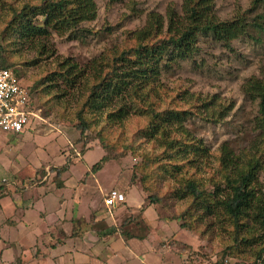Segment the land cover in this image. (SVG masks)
Segmentation results:
<instances>
[{
	"label": "rangeland",
	"instance_id": "rangeland-1",
	"mask_svg": "<svg viewBox=\"0 0 264 264\" xmlns=\"http://www.w3.org/2000/svg\"><path fill=\"white\" fill-rule=\"evenodd\" d=\"M24 1L0 0V50L5 61L13 62L22 83L31 87L32 109L40 117H34L18 134L0 130V181L9 178L2 182L13 183L12 188L16 185L23 191L42 183L53 188L54 182L62 184L66 179L63 173L55 175L54 165L66 163L69 157L67 187L57 190L63 205L78 201L87 213L93 205L103 212L104 197L110 189L124 192L126 200L114 207V217L131 249L116 243L113 252L100 255L101 263L104 258L107 264H250L263 247V233L258 231L255 240L240 241L237 246L235 228L221 210L212 213L201 205L188 210L190 199L181 197L178 173H164L158 169L159 161L153 160L164 147L159 131L155 136L147 131L149 114L145 108L156 101L160 109L187 110L173 117L166 127L174 131L180 124L188 138L200 143L203 149H196L197 158L190 155L193 161L184 169L201 178L209 193L215 189L212 180L224 186L216 157L224 143L237 156L240 167L249 156H263L260 99L248 93L245 84L252 77L264 80V0L256 7L253 0H213L217 17L226 21L243 18L245 31L229 42L216 39L211 32H200L196 51L188 58L173 59L163 53L155 80L160 91L140 104V96L134 95V101L129 93L123 99L110 92L111 97L104 99V90L97 98L102 108L85 109L84 116L92 124L84 133L77 128L78 114L93 89L94 68L107 70L115 51L124 43L131 45L135 31L154 15L163 18L167 29L169 12L173 11L180 22L176 25H183L185 0H93L94 18L63 34L51 29L45 51L35 41L20 37L18 30L6 28L14 16L13 8L21 7ZM255 20L261 22L260 27ZM117 108L129 113L118 123L110 122L108 115ZM106 154L110 159L92 170ZM36 159L43 163L35 166ZM8 161L13 162L11 168ZM164 162H169L168 158L164 157ZM14 167L18 171L11 176ZM144 173L153 174L152 178L145 182ZM257 177L261 186L263 169ZM147 186L155 190L147 191ZM152 192L159 194L161 203L150 201ZM218 193L222 196L225 190ZM138 204L142 207L135 211L129 207Z\"/></svg>",
	"mask_w": 264,
	"mask_h": 264
},
{
	"label": "trees",
	"instance_id": "trees-1",
	"mask_svg": "<svg viewBox=\"0 0 264 264\" xmlns=\"http://www.w3.org/2000/svg\"><path fill=\"white\" fill-rule=\"evenodd\" d=\"M260 1L253 0V6L256 7ZM212 3L213 0H185L186 22L181 26L176 25L179 21L175 18L173 11H170L167 29L164 28L163 18L154 15L147 25L135 31L131 45L124 43L115 51L111 65L107 64V70L95 67L93 74L95 83L78 114L80 122L77 124V128L82 133L91 128L92 122L84 116L85 109L93 108L99 111L102 105L99 104L97 98L102 96L104 90L106 91L104 99L111 97L112 93L110 92L122 96L123 99L129 93L128 95L133 100L134 95L140 96L139 104L147 101L146 99L154 95V92H159L160 89L155 86V80L160 73L163 53H169L173 59L188 58L196 51L200 32H211L216 39L229 42L245 31V19L239 17L231 21L221 20L214 14ZM95 12L93 0H26L22 2L21 7L13 8L14 16L6 28L13 29L12 31L18 30L20 37L29 39L32 43L35 41L34 44L40 45V49L45 51L47 44L51 41V29L63 34L68 29L75 28L78 23L93 19ZM40 16H42V20L38 21ZM254 23L258 27L261 26V22L257 20ZM111 53L113 51H110ZM2 54L3 49L0 50V67L12 68L13 62L5 61ZM13 69L22 78L18 70ZM26 86L32 105L31 87L29 84ZM245 90L253 97L260 99L261 120L264 124V80L257 77L250 78L245 84ZM156 103V101L149 103L145 108L149 114L147 131L150 136H155V132L159 131L164 147L161 155H155L153 160L159 161L158 169H164V173L169 172L172 175L175 171L178 173L176 182L180 184L181 197L190 199L188 210L192 212L195 206L200 205L212 213L218 209L219 212L221 210L225 220H229L235 228L234 238L238 240L237 246L240 241L255 240L254 235L258 231L264 235V183L260 186L257 177L261 169L264 171V155L249 156L246 164L240 167L237 156L224 143L216 156L217 172L220 181L224 182V186L217 184L216 180H212V182L215 181L213 186L215 189L209 193L201 178H198L194 173H189V169H184V166L190 165L193 161L190 155L193 154L197 158L196 149H203L200 143L195 139L188 138L186 129L180 124L178 127L181 129L174 136H172V132L177 131L178 127L174 131H170L169 127H166L168 123H172L173 117H179L178 114L184 115L187 110L167 111V109H160ZM130 107L133 109L132 105ZM127 114L124 108H117L109 113L107 119L110 122H120ZM110 157L108 154L102 156L93 165L92 170L100 169ZM164 157L168 158L169 162L162 163ZM186 160L187 162L184 163ZM70 161V158L67 157L66 163L55 167L54 171L58 177L67 171ZM152 175L150 173L143 175L145 182L150 180ZM135 178L136 176H133L132 180ZM150 188L147 186L145 190H155L153 188L150 190ZM220 189L225 190L222 196L218 193ZM149 198L153 203H161V197L156 192L149 194ZM114 231L117 230L114 229ZM122 233L124 234L123 229ZM262 246L250 264H264V243ZM230 247L235 249L233 245ZM216 264L223 263L218 261ZM235 264L245 263L237 262Z\"/></svg>",
	"mask_w": 264,
	"mask_h": 264
},
{
	"label": "crops",
	"instance_id": "crops-1",
	"mask_svg": "<svg viewBox=\"0 0 264 264\" xmlns=\"http://www.w3.org/2000/svg\"><path fill=\"white\" fill-rule=\"evenodd\" d=\"M37 163L43 162L36 159L34 165ZM12 165L7 162L8 168ZM16 171L14 167L11 176ZM63 174L67 179L66 171ZM8 179L0 181V264H107L104 258L101 263L100 255L113 252L116 243L131 249L116 222L114 207L104 206L100 212L93 205L87 213L81 202L71 206L61 203L57 190L67 185L66 179L62 184L54 182L53 188L42 183L28 191L2 182ZM133 206L129 207L134 211L142 207Z\"/></svg>",
	"mask_w": 264,
	"mask_h": 264
},
{
	"label": "built area",
	"instance_id": "built-area-1",
	"mask_svg": "<svg viewBox=\"0 0 264 264\" xmlns=\"http://www.w3.org/2000/svg\"><path fill=\"white\" fill-rule=\"evenodd\" d=\"M34 117L40 115L32 109L27 86L13 68L0 67V130L18 134ZM125 200V193L113 188L106 193L104 204L111 209Z\"/></svg>",
	"mask_w": 264,
	"mask_h": 264
}]
</instances>
